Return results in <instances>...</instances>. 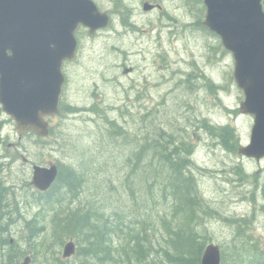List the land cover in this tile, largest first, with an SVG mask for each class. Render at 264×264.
Masks as SVG:
<instances>
[{"label":"rangeland","instance_id":"1","mask_svg":"<svg viewBox=\"0 0 264 264\" xmlns=\"http://www.w3.org/2000/svg\"><path fill=\"white\" fill-rule=\"evenodd\" d=\"M92 1L111 20L92 35L78 28L77 54L64 64L67 84L60 100L61 107L85 111L51 118V132L41 140L32 134L19 139L14 123L2 118L10 121L1 131L13 163L4 174L12 190L8 209L0 211V263L12 250L20 253L18 264L26 259L28 264H96L77 253L83 245L76 235L54 228L58 214L77 207L127 222H149L165 213L162 202L134 204L127 181L126 157L142 137L156 136L154 127L175 133L192 149L190 171L207 206L196 226L204 247L217 245L224 264H240L238 252L247 254L252 246L264 251V158L257 162L238 155L249 143L253 117L238 111L244 96L233 79L234 61L220 38L203 26L202 0ZM145 2L158 6L146 12ZM126 69L131 72L124 74ZM109 120L124 129L126 139H111ZM205 124L231 127L235 149L225 148ZM50 164L83 175L76 198L35 202L42 192L31 185L32 167ZM131 181H137L136 174ZM34 218L42 231L30 235L27 223ZM70 240L75 254L63 259Z\"/></svg>","mask_w":264,"mask_h":264},{"label":"water","instance_id":"2","mask_svg":"<svg viewBox=\"0 0 264 264\" xmlns=\"http://www.w3.org/2000/svg\"><path fill=\"white\" fill-rule=\"evenodd\" d=\"M203 26L220 38L234 61L233 79L244 99L239 113L253 117L249 143L238 155L264 158V0H203ZM144 4L143 11H150ZM106 13L92 0H0V107L15 124L18 138L48 135L47 118L60 114L64 62L75 59V33L92 35L108 26ZM131 72L126 69L124 74ZM58 175L55 164L32 167L33 188L47 191ZM70 240L62 258L75 254ZM26 259L22 264H28ZM215 244L204 248L200 264H220Z\"/></svg>","mask_w":264,"mask_h":264},{"label":"trees","instance_id":"3","mask_svg":"<svg viewBox=\"0 0 264 264\" xmlns=\"http://www.w3.org/2000/svg\"><path fill=\"white\" fill-rule=\"evenodd\" d=\"M128 9L123 7L121 15L126 18ZM125 24V23H124ZM130 25V24H129ZM74 107H61V114H76ZM0 123V129L4 123ZM111 139H126V132L115 120H109ZM224 147L235 149L237 138L229 126L208 127ZM159 130V131H158ZM156 136L147 140L142 137L130 155L126 157L129 171L130 195L134 204H149L159 206L162 202L166 212L159 214L151 221L135 220L127 222L106 217L105 214L92 215L82 208H75L64 214H58L53 225L57 232L67 236L76 235L83 247L77 253L90 262L96 264H200L204 251V241L196 233V226L200 224L206 214V204L198 193L195 179L190 167L192 149L175 133H167L154 127L152 133ZM51 128H49V136ZM151 133V134H152ZM32 134V133H29ZM33 135V134H32ZM35 137V135H33ZM114 139V140H115ZM37 140L41 138L37 137ZM7 149V147H4ZM136 174L137 181H131ZM5 181V180H4ZM83 175L69 166H58V175L51 188L39 193L35 202L53 204L63 201L66 197L76 198L83 186ZM12 187L6 186L0 180V211L9 207L6 202ZM78 191V192H77ZM264 195V186L262 189ZM14 194V193H12ZM35 197V196H34ZM7 214L10 219L11 211ZM162 212V209L159 213ZM208 217L212 211L207 213ZM7 223L9 221H6ZM30 235L39 234L42 228L34 218L27 223ZM30 238V236H29ZM15 251V249H14ZM18 251H8L0 264H18ZM240 264H264V251L257 246L247 254L238 252ZM224 264V262H221Z\"/></svg>","mask_w":264,"mask_h":264},{"label":"flooded vegetation","instance_id":"4","mask_svg":"<svg viewBox=\"0 0 264 264\" xmlns=\"http://www.w3.org/2000/svg\"><path fill=\"white\" fill-rule=\"evenodd\" d=\"M148 3H150V2H148ZM152 4L157 5L155 3H152ZM154 9H152V10H154ZM63 67H64V65H63ZM63 67H62V71H63ZM63 74H64V77L66 79L65 84L63 85V89H64L65 85L67 84V78H66L64 72H63ZM59 107L61 108V104H59ZM4 116H5L4 113H2L0 111V123L5 121V120H2V118ZM4 143H5V139L2 136V131L0 129V180H2L3 183H5V181H4L5 180V177H4L5 170H6L7 166H10L13 163V161L10 160V156L7 155V150L3 148ZM8 159H9V161H8Z\"/></svg>","mask_w":264,"mask_h":264},{"label":"bare ground","instance_id":"5","mask_svg":"<svg viewBox=\"0 0 264 264\" xmlns=\"http://www.w3.org/2000/svg\"><path fill=\"white\" fill-rule=\"evenodd\" d=\"M78 192V191H77Z\"/></svg>","mask_w":264,"mask_h":264}]
</instances>
